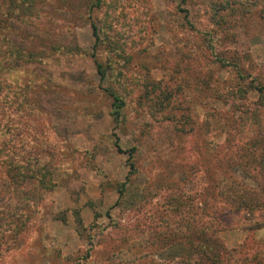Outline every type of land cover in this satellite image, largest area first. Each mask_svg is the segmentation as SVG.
I'll use <instances>...</instances> for the list:
<instances>
[{"label":"rangeland","instance_id":"rangeland-1","mask_svg":"<svg viewBox=\"0 0 264 264\" xmlns=\"http://www.w3.org/2000/svg\"><path fill=\"white\" fill-rule=\"evenodd\" d=\"M39 1V30L70 29L81 52L12 74L51 93L44 105L59 111L26 119L43 149L30 165L48 171L52 187L29 204L22 230L2 227L0 264H175L163 243L186 223H211L221 173L236 190L264 188V162L245 153L247 165L228 164L247 140L264 147V94L252 90L264 86V0H102L92 13L96 48L88 22L75 19L81 0ZM58 11L69 14L50 18ZM93 59L105 67L101 84ZM102 88L123 102L116 120ZM257 105L259 125L250 126L241 117ZM222 222L216 235L227 250L245 244L234 264L264 261L263 209Z\"/></svg>","mask_w":264,"mask_h":264},{"label":"trees","instance_id":"trees-1","mask_svg":"<svg viewBox=\"0 0 264 264\" xmlns=\"http://www.w3.org/2000/svg\"><path fill=\"white\" fill-rule=\"evenodd\" d=\"M54 1L58 2L59 0ZM180 1L181 3L186 2V0ZM247 1L253 2L254 0ZM101 3L102 0H81V5L79 7L74 5L73 8L77 10L76 20L88 22L93 38V48L97 47L99 37L97 27L92 21V13L93 9L99 8ZM43 5L39 0H7L3 3V8L0 11V232L9 230L2 227L22 230L29 220L30 209L34 206H29V204L38 202L41 191L49 190L52 187L49 172L30 165V162L36 163L38 155L43 149L39 148L40 145L37 142V130L32 125H28L26 119L30 118L31 114L34 115L33 113L44 112L49 117L59 111L55 107L48 109L46 104L44 105V101L49 102L48 98L53 96L51 93L42 92L41 89L37 90L28 84L19 83L17 80L13 81L11 80L12 74L29 69L31 72L37 71L39 66L44 65L41 63L42 60L56 53L72 56L81 52L72 40L73 32L70 29L65 28L61 31L58 30V27V33L55 34L39 30L37 20L40 17L38 13H44L41 10ZM68 14L67 11H58L50 18L55 19L58 16L56 20L63 21L62 18ZM64 22V27L70 23ZM217 60L221 65L224 64L221 59ZM92 62L98 82L101 84L106 77L105 67L95 59ZM235 72L238 80L242 81L244 77L241 73ZM102 90L112 99L111 107L114 110L112 115L116 120L123 102L113 91L103 88ZM252 90L264 94V86L252 87ZM261 105L264 104L261 103ZM259 106L252 107L247 114L244 113L248 117L243 116L241 119L247 121L250 126L258 127L260 115L257 108ZM116 149L119 150L117 147ZM224 149L226 150L227 147L225 146ZM232 152L238 153L236 158L239 161L230 159L229 165L239 167L247 165L248 159L244 158L245 153L253 155L250 157V160L253 159L252 161H257L259 164L264 162V147L255 143L250 145L248 140L241 147L237 146ZM262 165L264 166V164ZM223 166V163H218L220 172L228 169L227 166L226 168ZM131 167L132 165H130ZM225 174L227 175L221 173V176L224 177L213 180V184L218 190L215 206L210 211L211 223L206 226L201 225L200 231H194L190 224L186 223L181 227L182 234L178 238H174V233H172L171 237L174 239L169 243H163L162 252H167V254L165 253L166 258L171 262L175 264H234L238 260L237 256L243 251L245 244H242V250L236 253L233 250H227L216 232L228 227L222 222L226 214L237 213L239 210L250 214L254 211L264 210V188L258 185L248 188L240 184V188L236 190V185L234 186L232 181H228L231 175ZM29 179L36 181V185L31 189H27L25 186L26 180ZM123 189V184L118 185V196L122 195ZM191 210L192 208H190ZM204 212L205 210L199 207L195 209L192 216L194 219L199 218L200 221L201 218H205ZM213 226L215 229H211ZM195 234V238L191 239V235ZM6 250L8 249L4 248V251ZM232 253L235 255L232 256ZM255 264H264V261Z\"/></svg>","mask_w":264,"mask_h":264}]
</instances>
